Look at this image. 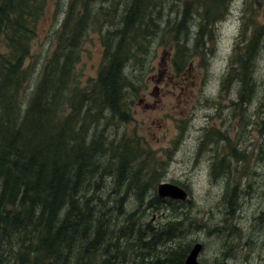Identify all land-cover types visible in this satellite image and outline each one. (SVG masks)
<instances>
[{"label":"trees","instance_id":"16d2710c","mask_svg":"<svg viewBox=\"0 0 264 264\" xmlns=\"http://www.w3.org/2000/svg\"><path fill=\"white\" fill-rule=\"evenodd\" d=\"M47 1L0 0V264H123L129 253L125 246L135 256L172 239L169 229L151 231L150 221L144 223L136 211L113 223L114 216L108 217L97 202L101 193L109 194L110 178L114 193L126 186V192L115 197L117 208L124 206L132 185L144 184L135 164L134 172L130 168V162L137 161L132 149L118 141L115 131L105 133L101 126L116 123L115 117L130 119L125 69L135 49L146 47L149 25H161L164 6L162 0H54L55 11L65 8L64 16L54 47L43 54L44 62L33 79L34 64L27 60ZM192 1L203 7L191 32L203 45L213 27L228 16L230 0ZM120 2L125 3L124 9L115 23ZM107 3L110 10L103 11ZM184 3L183 12L177 11L180 21L168 27L179 44L173 60L177 68L185 50L175 28H182L181 32L189 28L191 10L198 5ZM96 19L100 27L103 21L113 22L112 28L102 40L97 73L82 88L78 63L88 34L97 27ZM243 25L241 33L248 26ZM262 35L263 30L254 27L250 36L237 40L231 70L223 79V86L233 80L241 83L239 100L234 102L240 108L251 102L257 88L254 67L264 46ZM104 111L115 121H104ZM205 138H210L208 133ZM112 154L120 158L114 169L108 162ZM168 201L177 200L154 194L150 203L158 206ZM172 216L179 221V214ZM174 247L169 264L171 259L179 264L185 249L180 244ZM169 249L162 253L170 255Z\"/></svg>","mask_w":264,"mask_h":264},{"label":"rangeland","instance_id":"374dc122","mask_svg":"<svg viewBox=\"0 0 264 264\" xmlns=\"http://www.w3.org/2000/svg\"><path fill=\"white\" fill-rule=\"evenodd\" d=\"M188 2L198 5L191 10L190 27L183 32L182 28H175L179 43L184 45L181 50H185L180 56V67L173 62L179 44L168 27L180 21L177 11L183 12L185 3L184 0H162L161 25H149L146 47L135 49L125 69L129 81L126 98L130 119L115 117L116 123L103 122L101 126L106 129L105 133L115 131L118 141L132 149L137 161L130 162V168L134 172L135 164L144 183L138 181L132 185L124 206L117 208L118 198L115 197L124 194L126 186L114 193L113 178H110L106 187L109 194L101 193L97 201L100 207L103 205L106 215H113L112 222L118 223L126 219L129 212L136 211V217L142 218L144 223L155 222L149 226L151 231L176 230L179 226L183 229L176 231L172 241L159 244L158 248L155 246V250L139 252V255L134 256V250L125 246L129 253L122 260L123 264H166L168 256L162 250L170 248V254L174 246L186 247L196 238L206 242V252L214 257L223 247L222 239L226 240L225 232L215 231L222 227L221 217L230 213L232 220L247 228L251 221L248 216L253 215L252 212L248 214L249 209L256 210L255 216L264 211V46L254 67L257 88L250 103L242 108L234 105L239 100L241 83L233 80L223 86V79L232 67L230 60L237 40L250 36L254 27L263 30L260 38L264 39V0H230L228 16L213 27L211 38L207 37L208 43L203 41V45L191 35L203 7L192 0ZM107 4L103 11L110 10ZM124 4L116 5L115 23ZM64 9L55 11L54 0H48L44 15L37 23V36L27 60L28 64H34L33 79L38 77L43 54L54 47L52 42L57 40L56 30ZM168 19L171 21L167 25ZM99 22L96 21L97 27L88 34L78 63L82 88H87L90 78L96 75L104 47L102 40H106L112 28L113 22L103 21L101 27ZM244 23L248 26L241 33ZM103 118L115 121L108 111H104ZM205 133L210 138H205ZM113 156L108 157L112 169L120 159ZM161 182L185 188L188 192L186 202L168 201L158 206L150 203ZM174 213L180 215L179 221H173ZM187 217L192 219L189 230ZM231 223H226L227 228Z\"/></svg>","mask_w":264,"mask_h":264},{"label":"flooded vegetation","instance_id":"af4514ba","mask_svg":"<svg viewBox=\"0 0 264 264\" xmlns=\"http://www.w3.org/2000/svg\"><path fill=\"white\" fill-rule=\"evenodd\" d=\"M255 211L253 208H250L248 211V214L252 212L253 215L251 217L250 215L248 216L249 221H251L247 228L239 226L238 222L232 220L230 213L221 217L220 222L222 227L215 229L217 232L221 231L226 233V240L222 239L223 247L220 249V252L214 257L209 255L206 252V242L202 238H196L192 240L190 245L188 244L186 246L187 248L185 247L180 252L181 258L179 264H185L188 255L196 243L202 244V248L197 257V261L200 264H264V211H261L257 216H255ZM174 220L176 219L174 218ZM191 220L190 217L186 218V222L188 223L187 230H189ZM227 222H232L229 228L226 226ZM154 223L153 220L150 221V225ZM169 230L172 231V233L170 232V236L175 238L176 231L183 229L179 226L176 230ZM169 256L173 257L174 252H171ZM171 263H175L174 259H171Z\"/></svg>","mask_w":264,"mask_h":264},{"label":"water","instance_id":"95a60500","mask_svg":"<svg viewBox=\"0 0 264 264\" xmlns=\"http://www.w3.org/2000/svg\"><path fill=\"white\" fill-rule=\"evenodd\" d=\"M158 196L161 198H172L185 201L188 199V192L185 188L169 182H161L157 188ZM202 248L201 243H196L188 255L185 264H200L197 261L198 254Z\"/></svg>","mask_w":264,"mask_h":264},{"label":"bare ground","instance_id":"6f19581e","mask_svg":"<svg viewBox=\"0 0 264 264\" xmlns=\"http://www.w3.org/2000/svg\"><path fill=\"white\" fill-rule=\"evenodd\" d=\"M202 17V16H201ZM206 32V31H205ZM199 34V33H198ZM211 135H213L214 136V133H211ZM158 194V193H157ZM171 199V198H170ZM173 200H176V199H173ZM177 201H180V200H177ZM186 201V200H185ZM232 205V204H231ZM235 205H236V203H235ZM179 219V218H178ZM149 224H150V222H149ZM187 248V247H186Z\"/></svg>","mask_w":264,"mask_h":264}]
</instances>
